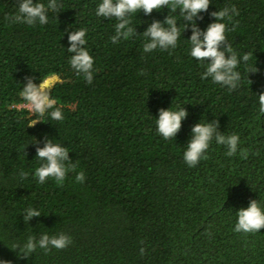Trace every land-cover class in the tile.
<instances>
[{"label": "trees", "instance_id": "obj_1", "mask_svg": "<svg viewBox=\"0 0 264 264\" xmlns=\"http://www.w3.org/2000/svg\"><path fill=\"white\" fill-rule=\"evenodd\" d=\"M21 2L0 0V262L264 264V228L234 231L240 209L252 200L264 208V116L257 119L264 93V0H210L196 19L204 31L216 22L211 12L232 5L239 11L232 22L223 21L234 28L227 40L241 58L234 90L201 78L207 62L190 55L192 30L183 31L190 22L179 9L132 14L136 34L114 44L117 21L96 15L102 0H57L60 7L48 11L43 25L5 19ZM37 2L47 6L49 0ZM169 14L182 32L177 47L145 53L142 33ZM80 29H87L85 47L94 59L91 84L69 63L75 53L67 52L68 37ZM48 76L57 77L50 95L64 119L46 114L29 127L37 117L24 108L22 88L27 78L39 85ZM183 107L180 130L165 140L156 125L160 109ZM213 121L220 135H239L237 153L227 156L213 140L208 159L189 167L183 153L192 128ZM46 139L67 147L76 165L62 185L35 177L43 163L36 148ZM81 171L82 183L76 181ZM28 208L41 216L25 222ZM45 233L66 234L72 243L47 254L37 248L28 257L15 247Z\"/></svg>", "mask_w": 264, "mask_h": 264}, {"label": "clouds", "instance_id": "obj_2", "mask_svg": "<svg viewBox=\"0 0 264 264\" xmlns=\"http://www.w3.org/2000/svg\"><path fill=\"white\" fill-rule=\"evenodd\" d=\"M210 0H102L97 5L96 15L98 17L115 19V35L111 41L115 44L121 39L128 40L136 34V30L130 26L131 15L140 12L150 15L154 10L160 11L167 7L170 12L174 13L179 9L183 20L190 22L183 24V31L189 26L192 35L189 39L192 47L190 55L201 62H207L206 70L202 74V79L211 78L213 83L226 86L229 90L238 87L240 81V72L237 70L241 62L237 54L233 51L232 45L227 40L226 33L229 30L227 24L223 21L227 19L232 22L234 16H239V11L235 5L225 7L219 11L211 12L210 15L215 18L206 30L201 31L196 26V19L201 18L200 13L207 12L210 6ZM60 5L57 0H49L47 6L44 3H33V0H22L19 4L18 12L11 16L5 17L12 23H26L35 25L37 22L41 25L48 22L47 13L49 10L57 11ZM238 24V21L236 22ZM87 29H80L69 35L71 47L67 49L69 53H75L70 58V65L77 75H83L89 84L93 81V64L94 59L85 47ZM145 38L143 50L145 53L152 52L156 49L168 50L175 49L177 42L181 37V29L178 27L177 20L174 16L168 15L163 23L153 21L142 33ZM223 46V48H222ZM250 54L245 53L242 56L243 62L247 63ZM257 71V69H256ZM250 71V72H256ZM39 85L34 83L32 78H27V84L22 88L23 99L28 103L37 118L29 122V127L34 126L37 122H43L41 119L46 114L53 120L62 121L64 119L62 110L57 107L56 101L50 95L51 83L49 79L42 80ZM259 114L264 116V93L258 95ZM51 110V111H49ZM187 113L183 108L176 111L160 109L159 117L156 119L157 131L165 139H174L181 128V121ZM218 121L212 123H197L191 130L192 136L188 141L187 148L183 153V159L189 167H196L199 162L207 160L206 155L210 144L213 140L218 145L227 148L226 155L234 156L238 151L240 137L238 134L220 135L217 131ZM242 157L248 156L247 149H239ZM36 157L43 163L35 171V177H38L39 183H44L48 178H53L58 184L62 185L69 171H75V164L69 159V150L55 144L51 139H46L44 147L36 148ZM21 178H25L27 173L21 172ZM85 173H77L76 181L83 182ZM41 216L40 211L28 208L23 216L24 221L32 217ZM238 221L234 227L236 232L255 233L264 228V208L256 200L250 202L248 208H242L237 212ZM72 243V238L66 234L50 236L42 234L37 240L35 237H28L27 241L20 250L24 257L31 256L37 248L43 249L47 254L51 249L63 250ZM141 255L145 254V249L141 248ZM3 264V262H0Z\"/></svg>", "mask_w": 264, "mask_h": 264}, {"label": "rangeland", "instance_id": "obj_3", "mask_svg": "<svg viewBox=\"0 0 264 264\" xmlns=\"http://www.w3.org/2000/svg\"><path fill=\"white\" fill-rule=\"evenodd\" d=\"M50 79H51V80H50V83H51V85H52V84L54 83L55 80L52 79V78H50ZM24 108L27 109V110H29V111L31 110V108H30V106L28 105V103H27L26 105H24Z\"/></svg>", "mask_w": 264, "mask_h": 264}, {"label": "water", "instance_id": "obj_4", "mask_svg": "<svg viewBox=\"0 0 264 264\" xmlns=\"http://www.w3.org/2000/svg\"><path fill=\"white\" fill-rule=\"evenodd\" d=\"M50 78H52V79H54L55 81L57 80V77L56 76H48L47 78H45V79H50ZM44 79V80H45ZM43 81H41L40 83H42Z\"/></svg>", "mask_w": 264, "mask_h": 264}, {"label": "bare ground", "instance_id": "obj_5", "mask_svg": "<svg viewBox=\"0 0 264 264\" xmlns=\"http://www.w3.org/2000/svg\"><path fill=\"white\" fill-rule=\"evenodd\" d=\"M49 80H51V79H49Z\"/></svg>", "mask_w": 264, "mask_h": 264}]
</instances>
